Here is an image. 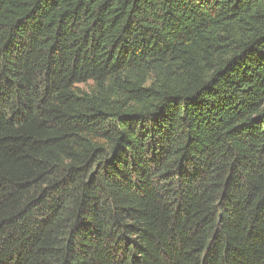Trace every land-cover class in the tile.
<instances>
[{
    "label": "trees",
    "instance_id": "16d2710c",
    "mask_svg": "<svg viewBox=\"0 0 264 264\" xmlns=\"http://www.w3.org/2000/svg\"><path fill=\"white\" fill-rule=\"evenodd\" d=\"M0 264H264V0H0Z\"/></svg>",
    "mask_w": 264,
    "mask_h": 264
}]
</instances>
